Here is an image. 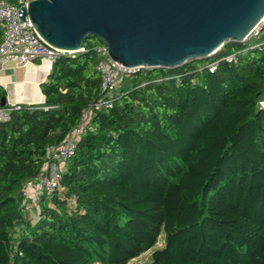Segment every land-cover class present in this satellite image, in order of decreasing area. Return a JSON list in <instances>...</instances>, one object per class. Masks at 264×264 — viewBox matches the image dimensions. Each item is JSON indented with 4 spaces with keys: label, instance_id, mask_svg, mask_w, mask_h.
Returning <instances> with one entry per match:
<instances>
[{
    "label": "trees",
    "instance_id": "1",
    "mask_svg": "<svg viewBox=\"0 0 264 264\" xmlns=\"http://www.w3.org/2000/svg\"><path fill=\"white\" fill-rule=\"evenodd\" d=\"M102 43L90 36L89 51L54 62L44 103L0 120V264H127L163 231L149 264H264V50L241 41L127 77L79 138L60 188L26 215V181L100 94Z\"/></svg>",
    "mask_w": 264,
    "mask_h": 264
},
{
    "label": "water",
    "instance_id": "2",
    "mask_svg": "<svg viewBox=\"0 0 264 264\" xmlns=\"http://www.w3.org/2000/svg\"><path fill=\"white\" fill-rule=\"evenodd\" d=\"M19 13L53 47L78 51L96 36L120 64L175 68L242 41L264 0H28Z\"/></svg>",
    "mask_w": 264,
    "mask_h": 264
},
{
    "label": "built area",
    "instance_id": "3",
    "mask_svg": "<svg viewBox=\"0 0 264 264\" xmlns=\"http://www.w3.org/2000/svg\"><path fill=\"white\" fill-rule=\"evenodd\" d=\"M27 1L12 3L8 0H0V30L2 31L0 61H16L22 66L34 62H48L52 67L53 63L62 56L89 51V48L84 44L78 51L62 50L47 44L33 27L30 19L27 17V20L24 21L20 17L22 13H19V9L25 6ZM241 42L246 43L244 50H264V16ZM94 51L98 58L97 69L101 75L100 94L84 110L79 125L75 127L71 135L65 141L48 149V159L44 164L43 171L34 179L26 181L23 195L26 199L32 198L35 207L39 206L42 196L51 198L60 188L64 167L75 155L79 138L88 129H92V117L99 111L112 108L115 102L122 98L123 81L141 69L114 61L109 53L108 45L104 42L96 45ZM236 55L237 53L233 52L223 59L232 62ZM219 62V59H215L206 67L213 72ZM21 107V103L0 107V120L8 119L12 110ZM37 217V212H34L30 218ZM24 228L23 222L17 225L19 231Z\"/></svg>",
    "mask_w": 264,
    "mask_h": 264
},
{
    "label": "crops",
    "instance_id": "4",
    "mask_svg": "<svg viewBox=\"0 0 264 264\" xmlns=\"http://www.w3.org/2000/svg\"><path fill=\"white\" fill-rule=\"evenodd\" d=\"M51 66L48 62H34L22 66L16 61H0V88L5 91L7 104H43L45 95L42 84L49 78ZM38 207L34 200L27 199L26 215L31 217Z\"/></svg>",
    "mask_w": 264,
    "mask_h": 264
},
{
    "label": "rangeland",
    "instance_id": "5",
    "mask_svg": "<svg viewBox=\"0 0 264 264\" xmlns=\"http://www.w3.org/2000/svg\"><path fill=\"white\" fill-rule=\"evenodd\" d=\"M127 81H128V79H125L123 83L127 84ZM36 212H37V210H36ZM164 237H165V234H164V231H163L161 233V235L159 236V239H158L157 243L153 247H151L150 249L144 251L139 256L131 259L127 264H149L151 259H152V252L155 249L161 248V247L164 246Z\"/></svg>",
    "mask_w": 264,
    "mask_h": 264
},
{
    "label": "bare ground",
    "instance_id": "6",
    "mask_svg": "<svg viewBox=\"0 0 264 264\" xmlns=\"http://www.w3.org/2000/svg\"><path fill=\"white\" fill-rule=\"evenodd\" d=\"M129 67H131V66H129Z\"/></svg>",
    "mask_w": 264,
    "mask_h": 264
}]
</instances>
